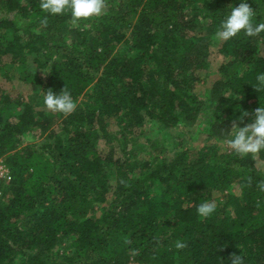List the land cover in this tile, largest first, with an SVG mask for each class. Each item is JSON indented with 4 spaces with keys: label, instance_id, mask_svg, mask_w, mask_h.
Masks as SVG:
<instances>
[{
    "label": "trees",
    "instance_id": "trees-1",
    "mask_svg": "<svg viewBox=\"0 0 264 264\" xmlns=\"http://www.w3.org/2000/svg\"><path fill=\"white\" fill-rule=\"evenodd\" d=\"M39 2L0 0V157L12 175L0 264H129L121 249L140 264H231L233 254L264 264V151L205 146L156 164L128 155L150 122L190 127L206 112L207 139L218 140L232 122L251 123L264 104V32L215 46L240 0H103L76 23ZM248 3L264 22V0ZM206 80L213 104L196 89ZM63 89L82 99L70 114L43 101ZM203 203L215 205L208 217Z\"/></svg>",
    "mask_w": 264,
    "mask_h": 264
},
{
    "label": "clouds",
    "instance_id": "clouds-1",
    "mask_svg": "<svg viewBox=\"0 0 264 264\" xmlns=\"http://www.w3.org/2000/svg\"><path fill=\"white\" fill-rule=\"evenodd\" d=\"M103 6V0H40L39 2L40 9L48 15L70 12L73 23L99 15ZM255 16L256 12L249 5L248 0H240L238 6H232L221 20L215 39L229 41L240 34L247 37L259 36L264 32V22L255 23ZM256 80L258 83L255 88L260 90L261 86H264V73H260ZM43 101L49 110L64 114L72 113L77 106L70 92L64 89L59 93L47 91ZM247 115L248 113L244 112L239 119L242 121ZM225 143L241 156L255 155L264 151V104L255 109L251 123L241 127L234 122L230 138ZM258 186L264 191V182ZM214 210V204L203 203L198 206L197 213L201 217H208ZM175 247L182 249L185 245L177 240ZM231 264H244L243 256L233 254Z\"/></svg>",
    "mask_w": 264,
    "mask_h": 264
},
{
    "label": "rangeland",
    "instance_id": "rangeland-1",
    "mask_svg": "<svg viewBox=\"0 0 264 264\" xmlns=\"http://www.w3.org/2000/svg\"><path fill=\"white\" fill-rule=\"evenodd\" d=\"M222 41H218L215 39V46L221 44ZM216 49V48H214ZM222 62V57H217L215 63L211 67V71L218 68L219 64ZM7 72L11 77H17L21 69L15 66H7ZM207 80L200 82L196 89L202 95L204 99L207 100L208 104H213L214 101L211 99L209 94L210 90L208 89V85L206 86ZM29 93H25L24 97H27ZM82 99L76 101V108L80 106ZM206 112H201L198 114L200 117L193 126L183 127L182 125H177L171 129H164L158 126L155 123H148L141 135L133 141L132 147L129 150L128 155H130L134 160H143L149 161L150 163L156 164L162 162L163 160H170L175 154H178L182 150L191 152L198 151L205 146H215L219 152H225L227 150H231V148L225 143L224 139H207V132L205 131L207 128V123L204 121ZM237 125L240 126V123L236 122ZM227 127L228 133L230 134L231 129L233 128L234 122L231 123ZM59 130L60 127H56ZM108 132L112 139V148L115 150V156H120V148L118 147V137L120 133V127L116 123L115 120L111 121L108 124ZM130 139V138H128ZM127 139V141H128ZM28 141H35L33 138H30ZM101 144L103 149H106L107 140L105 138L102 139ZM236 194L238 192L235 189L232 190ZM97 217L101 215L100 212H96ZM121 255L125 258V261H129V264H140L130 258L126 259L127 253L123 252L121 249Z\"/></svg>",
    "mask_w": 264,
    "mask_h": 264
},
{
    "label": "built area",
    "instance_id": "built-area-1",
    "mask_svg": "<svg viewBox=\"0 0 264 264\" xmlns=\"http://www.w3.org/2000/svg\"><path fill=\"white\" fill-rule=\"evenodd\" d=\"M12 175L6 166L4 160L0 157V199L3 198V187L11 182Z\"/></svg>",
    "mask_w": 264,
    "mask_h": 264
}]
</instances>
